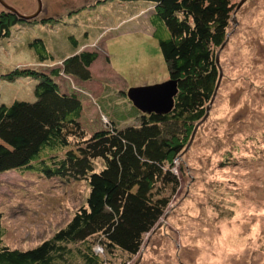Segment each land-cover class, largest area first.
<instances>
[{"label":"rangeland","instance_id":"1","mask_svg":"<svg viewBox=\"0 0 264 264\" xmlns=\"http://www.w3.org/2000/svg\"><path fill=\"white\" fill-rule=\"evenodd\" d=\"M3 1L24 15L38 7L37 0ZM39 2L37 19L19 22L9 38L0 40V105L35 101L37 83L32 77L8 82L3 75L16 68L48 73L72 55L74 41L77 47L86 42L80 50L96 51L98 57L90 67V83L73 80L89 94L81 99L82 126L91 134L108 128L109 120L119 127L133 124L132 117L123 120L137 110L132 104L126 107V90L168 80L149 23L153 4ZM233 2L228 41L216 50L221 69L216 97L182 155L172 162L179 189L144 236L140 251L124 264H264V0ZM159 35L167 37V31ZM36 38L44 41L53 59L44 66L29 46ZM56 80L61 88L67 86L64 77ZM94 167L102 168L101 159ZM88 192L86 180L46 179L30 169L1 173L4 242L19 250L37 246L66 225ZM109 259L112 264L122 260L119 254Z\"/></svg>","mask_w":264,"mask_h":264},{"label":"trees","instance_id":"2","mask_svg":"<svg viewBox=\"0 0 264 264\" xmlns=\"http://www.w3.org/2000/svg\"><path fill=\"white\" fill-rule=\"evenodd\" d=\"M143 1L153 4L149 23L168 79L177 82L170 113L143 114L137 109L133 124L119 127L109 120L108 128L88 134L80 120L81 99L89 94L71 83L92 80L90 67L98 53L80 50L86 42L77 47L74 41L72 55L61 58L62 66L48 73L16 68L2 76L8 82L32 77L37 83L35 101L0 105V174L30 169L46 179L86 180L89 192L64 227L27 250L6 245L0 213V264H112L109 257L117 254L122 260L115 264H124L140 251L144 236L177 193L179 180L172 162L182 155L216 97L221 72L216 50L228 41L235 4L233 0ZM21 21L1 11L0 40L9 38ZM164 30L167 37H160ZM29 46L35 49L38 65L53 61L42 39ZM61 76L67 80L65 88L56 80ZM97 159L102 161L98 171Z\"/></svg>","mask_w":264,"mask_h":264},{"label":"water","instance_id":"3","mask_svg":"<svg viewBox=\"0 0 264 264\" xmlns=\"http://www.w3.org/2000/svg\"><path fill=\"white\" fill-rule=\"evenodd\" d=\"M37 2V10L31 14L25 15L19 13L13 6L5 3L3 0H0V6L3 8L2 11L14 14L16 17L22 20L30 21L33 19H37L41 11L39 0H37ZM216 61L218 62V56L216 58ZM219 80L217 85L219 84ZM177 92V82L173 79H168L162 83L149 86L130 87L126 90V96L132 103V105L143 114H168L174 107V97L177 95ZM207 114L208 113H206L204 118H206ZM196 127L197 126H195L193 130L192 136L194 134V131L196 130Z\"/></svg>","mask_w":264,"mask_h":264},{"label":"crops","instance_id":"4","mask_svg":"<svg viewBox=\"0 0 264 264\" xmlns=\"http://www.w3.org/2000/svg\"><path fill=\"white\" fill-rule=\"evenodd\" d=\"M45 65V63H43V65L42 66H44ZM39 66H41V64L39 65ZM81 83H83V84H86V83H90V81H87V82H81ZM106 117V116H105ZM128 117H132V114L131 115H128L127 114V116H124V119H127ZM112 122H114V121H112ZM128 122V121H127Z\"/></svg>","mask_w":264,"mask_h":264},{"label":"built area","instance_id":"5","mask_svg":"<svg viewBox=\"0 0 264 264\" xmlns=\"http://www.w3.org/2000/svg\"><path fill=\"white\" fill-rule=\"evenodd\" d=\"M71 83H72V82H71ZM72 87H74V88H75L76 86H74V85H73V83H72ZM78 90H79V89H78ZM80 91H81V90H80Z\"/></svg>","mask_w":264,"mask_h":264},{"label":"clouds","instance_id":"6","mask_svg":"<svg viewBox=\"0 0 264 264\" xmlns=\"http://www.w3.org/2000/svg\"><path fill=\"white\" fill-rule=\"evenodd\" d=\"M73 80H74V79H72L71 82H72L73 84H75V83L73 82ZM74 81H76V80H74Z\"/></svg>","mask_w":264,"mask_h":264},{"label":"bare ground","instance_id":"7","mask_svg":"<svg viewBox=\"0 0 264 264\" xmlns=\"http://www.w3.org/2000/svg\"><path fill=\"white\" fill-rule=\"evenodd\" d=\"M20 79V78H19ZM29 86V85H28Z\"/></svg>","mask_w":264,"mask_h":264}]
</instances>
